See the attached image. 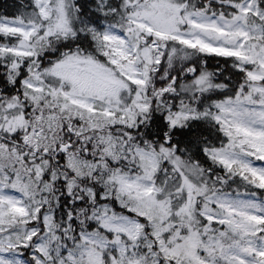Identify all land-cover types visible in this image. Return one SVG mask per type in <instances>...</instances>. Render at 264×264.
<instances>
[{
    "label": "snow or ice",
    "instance_id": "1",
    "mask_svg": "<svg viewBox=\"0 0 264 264\" xmlns=\"http://www.w3.org/2000/svg\"><path fill=\"white\" fill-rule=\"evenodd\" d=\"M0 264H264V0H0Z\"/></svg>",
    "mask_w": 264,
    "mask_h": 264
}]
</instances>
